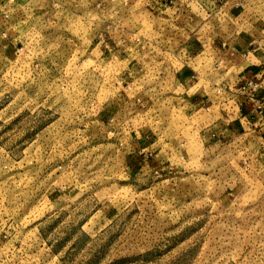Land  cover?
<instances>
[{
  "label": "rangeland",
  "instance_id": "374dc122",
  "mask_svg": "<svg viewBox=\"0 0 264 264\" xmlns=\"http://www.w3.org/2000/svg\"><path fill=\"white\" fill-rule=\"evenodd\" d=\"M263 40L264 0H0V264H264Z\"/></svg>",
  "mask_w": 264,
  "mask_h": 264
},
{
  "label": "crops",
  "instance_id": "0c3cea01",
  "mask_svg": "<svg viewBox=\"0 0 264 264\" xmlns=\"http://www.w3.org/2000/svg\"><path fill=\"white\" fill-rule=\"evenodd\" d=\"M249 74L251 85L244 81L246 88L232 90L237 109L228 111V116L232 114L242 127L260 132L264 131V61L250 63Z\"/></svg>",
  "mask_w": 264,
  "mask_h": 264
},
{
  "label": "built area",
  "instance_id": "2783aa9c",
  "mask_svg": "<svg viewBox=\"0 0 264 264\" xmlns=\"http://www.w3.org/2000/svg\"><path fill=\"white\" fill-rule=\"evenodd\" d=\"M250 85H251V83H250Z\"/></svg>",
  "mask_w": 264,
  "mask_h": 264
}]
</instances>
